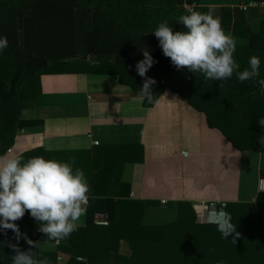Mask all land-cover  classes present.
<instances>
[{
  "label": "trees",
  "instance_id": "1",
  "mask_svg": "<svg viewBox=\"0 0 264 264\" xmlns=\"http://www.w3.org/2000/svg\"><path fill=\"white\" fill-rule=\"evenodd\" d=\"M185 4L200 12L210 9L198 0H0V37L8 40L0 51V155L8 153L18 131L42 124L21 114L34 107L42 74L85 72L117 75L135 90L141 89L145 78H153L156 97L170 88L203 112L208 126L220 130L235 148L264 152L258 139L264 138V126L259 124L264 119V95L258 83L264 79V18L256 33L238 8L219 7L224 31L242 39L235 50L239 70L248 68L249 58L256 55L260 75L240 82L234 73L230 79L212 81L202 73L175 68L152 33L163 21L174 31L186 30L177 23ZM145 48L155 62L141 77L136 64L144 59L141 49ZM16 155L61 162L74 157L73 167L84 171L90 185L89 205L85 222L57 245L41 232L35 241L34 227L27 226L24 217L15 221L19 239L12 229L0 227V264H12L15 253L9 245L29 249L25 237L38 242L32 251L49 263L59 255L68 264H264V192L253 202L227 203L226 212L239 233L234 241L235 233L224 239L215 224L197 223L186 201H178L176 220L143 225L146 202L129 198L120 161L94 170L91 152L85 148L34 147ZM259 174L264 178V169ZM97 211L108 215L107 225L93 222ZM121 240L128 243L130 255L118 252ZM77 256L84 260L77 261Z\"/></svg>",
  "mask_w": 264,
  "mask_h": 264
},
{
  "label": "crops",
  "instance_id": "2",
  "mask_svg": "<svg viewBox=\"0 0 264 264\" xmlns=\"http://www.w3.org/2000/svg\"><path fill=\"white\" fill-rule=\"evenodd\" d=\"M248 1L198 0V4L213 9L216 16L219 7L238 8L257 33L264 7L242 10L240 4ZM233 37L241 43V38ZM233 57L237 61L235 52ZM90 60L95 61L92 56ZM139 93L114 74H42L34 107L21 113L42 124L18 131L11 153L34 147L85 148L91 152L94 170L122 162L121 181L129 186V198L146 202L143 225L176 220L178 201L191 206L209 199L255 201L262 192L259 171L264 169V152L235 148L220 130L208 126L203 112L170 88L161 91L159 104L150 106L144 105ZM23 217L30 222L27 226H40L30 213ZM84 222L85 215L79 225ZM118 252L130 255L125 240L120 241ZM49 264L68 263L56 258Z\"/></svg>",
  "mask_w": 264,
  "mask_h": 264
},
{
  "label": "clouds",
  "instance_id": "3",
  "mask_svg": "<svg viewBox=\"0 0 264 264\" xmlns=\"http://www.w3.org/2000/svg\"><path fill=\"white\" fill-rule=\"evenodd\" d=\"M185 12L178 17L177 23L184 31H174L167 21L160 22L152 32L159 41L163 54L170 58L178 70L186 68L192 73H202L205 79L226 80L235 73L240 82L256 80L260 73V58H249V67L239 70L234 59L236 39L222 28L221 19L208 12L194 10L184 5ZM8 46L6 36L0 37V51ZM144 59L138 61L136 70L139 76L146 77L148 69L155 62L148 49H141ZM153 78H145L140 89V100L148 104H159L153 94ZM260 93L264 95V79H259ZM222 87V84H220ZM264 126V119L259 120ZM260 139L264 144V138ZM76 161L72 157L68 162L45 159L43 156L24 160L21 155L9 151L0 155V227L20 233L15 221L25 212L40 222L38 231L49 240L59 241L69 237L79 227L80 218L86 215L89 205L90 185L84 171L74 168ZM208 222L217 227L222 238L228 239L235 233L233 240L239 236L237 226L232 223L231 215L223 209L212 211ZM29 249L22 251L18 245H9L15 255L12 264H49L48 259L37 258L32 248H38V242L27 239ZM223 264V262H219Z\"/></svg>",
  "mask_w": 264,
  "mask_h": 264
},
{
  "label": "built area",
  "instance_id": "4",
  "mask_svg": "<svg viewBox=\"0 0 264 264\" xmlns=\"http://www.w3.org/2000/svg\"><path fill=\"white\" fill-rule=\"evenodd\" d=\"M189 5V4H187ZM190 7H193L192 4L189 5ZM249 6H262L264 7V0L262 1H254V0H250L248 2H242L240 4V7L242 10H246ZM95 143L97 141H94ZM8 152L11 151L10 148L7 150ZM183 154H186V152H183ZM259 190L264 192V178H260L259 179ZM162 203H165L166 200L162 199L161 200ZM227 201L225 200H215V199H209L206 201H197L195 203H193L192 208L195 212V216H196V222L200 223V224H213V223H209L208 222V216L212 211H216V210H220L223 209L224 211H226V206H227ZM93 222L96 225H107L109 223V218L108 215L105 212H95L93 215ZM39 227H34L31 231V235L33 236L34 240H37V235L40 233V231H38ZM62 241L59 240L57 241H53V243L55 245L61 243ZM57 262H61L63 261V257L62 256H57ZM79 260H84V258L77 256L76 257Z\"/></svg>",
  "mask_w": 264,
  "mask_h": 264
}]
</instances>
